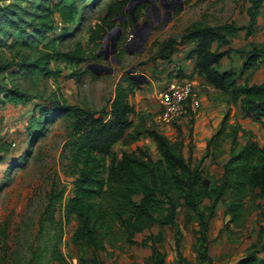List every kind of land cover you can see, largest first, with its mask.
I'll return each instance as SVG.
<instances>
[{"label":"rangeland","instance_id":"1","mask_svg":"<svg viewBox=\"0 0 264 264\" xmlns=\"http://www.w3.org/2000/svg\"><path fill=\"white\" fill-rule=\"evenodd\" d=\"M91 1L86 0L84 4ZM112 1L102 0L89 6L84 12L82 30L56 44L61 52H68L79 43L88 51L89 59L80 69L87 70L89 74L84 75L80 82L73 76L74 69L60 62H52L50 66L51 70L58 72L57 77H24L13 75L10 70L0 71V87L17 88L29 98L25 103L0 105V143L10 145L5 160L0 164V264H86L92 257L91 248L73 240L74 220L65 224L62 219L64 205L72 196L75 180V170L66 149L69 122L59 120L46 124L42 136L37 134L38 130L31 128L38 108L49 100H65L67 104L77 105L89 112L102 109L109 112L117 87L125 88L129 85V77H137L136 80L143 84L130 100L135 111L130 116L132 127L115 145L113 153L119 157L122 152L143 149L158 160L157 147L146 131L156 130L175 140L180 128L186 140L185 157L193 166L199 165L209 174L220 176L222 165L230 155L231 139L224 142L217 159L205 158L206 149L197 145L193 134L194 126L200 120L197 116L202 105L196 114L179 122L162 124L159 121L161 112L156 94L174 82L189 81L194 84L200 98L206 97L207 103L215 104L213 113L216 112V116L213 117L218 119L210 120L212 130H218L228 114L229 129L239 131L238 148L245 144L249 134L261 146L264 145L261 126L254 119L241 115L240 102L229 92L215 89L199 75L196 56L191 57L190 54L197 43L182 38L185 31L196 24L246 26L250 0H130L114 28L108 31L96 48L99 59H93L91 50L94 45L89 41V29L102 22L107 5ZM10 2L0 0V7ZM61 27L56 30L57 34ZM228 40L226 47L212 43L210 50L229 52L220 63V71L240 74L244 72L243 64L248 53L253 48L264 47V5L253 35L247 36L246 31H239L230 34ZM113 49L116 53H112ZM44 50V46H39L37 50L21 47L0 49V68L25 55L32 57ZM239 82H264V66L260 64L244 72ZM17 161H23V167L13 168L12 164ZM62 190L64 199L55 207L54 217L58 223L54 226L46 221L48 197ZM259 203L264 206V200ZM229 204L228 199L222 200L215 219L210 223L208 239L212 261L205 264H231L251 249L259 250V256L264 257V242L258 238L259 212H249L242 226H230L227 215ZM179 223L183 232L180 252L186 262L198 264L197 220L194 218L185 223L181 216ZM158 232L157 226L144 235L136 236V240L140 242L145 236ZM163 233L164 241L159 248L165 254L166 264H179L174 230L164 228ZM122 247L124 251L117 252L108 247L101 258L106 264H145L151 255L149 246Z\"/></svg>","mask_w":264,"mask_h":264},{"label":"trees","instance_id":"2","mask_svg":"<svg viewBox=\"0 0 264 264\" xmlns=\"http://www.w3.org/2000/svg\"><path fill=\"white\" fill-rule=\"evenodd\" d=\"M0 7V49L25 48L44 51L37 55H25L0 68L11 74L29 76H58L50 69L52 62L66 63L74 69L77 82L89 72L80 67L89 59L88 51L79 43L68 52L56 48L58 42L74 37L82 30L85 10L102 0H9ZM130 0H114L107 5L101 23L89 29L90 44L94 45L92 58L99 59L96 48L112 30ZM247 9L248 24L242 27L223 25L210 27L196 24L183 34L184 40L195 41L196 48L190 53L196 56V68L202 77L215 89L230 93L240 102L241 115L252 118L264 130V82L259 84L240 83L244 72L264 66V47L253 48L247 55L240 74L220 71V63L229 52H212L210 45H229L228 36L234 32L246 31L247 36L255 33L264 0H250ZM133 21V19H132ZM62 26L60 33L56 30ZM49 38V42L45 41ZM174 43V40H172ZM129 85L118 86L111 109L106 112H89L65 100H49L38 108L33 118L32 129L44 135V126L59 120L69 122L66 149L74 167L75 180L72 196L64 205L62 219L65 224L74 220L76 228L73 240L91 248L92 257L86 264H106L101 258L108 247L114 252L124 251L122 246H140L151 249L145 264H166L165 254L159 246L164 241V228L174 230L179 264L186 262L180 252L183 232L179 218L185 223L197 220L195 231L199 246L198 264L211 263L208 232L215 219L217 207L224 199L230 201L227 215L230 226H242L251 211H258V238L264 242V145L261 146L249 134L244 145L239 146L238 129H229L228 114L224 116L219 129L207 141L205 158L217 159L224 142L231 139L228 159L222 165L220 176L211 175L203 168L193 166L185 157L186 143L180 128L175 140L156 130L146 131L157 147L159 159L143 149L136 152L113 153L132 127L130 116L135 112L131 98L140 88L139 82L128 78ZM28 95L17 88L0 87V105L28 102ZM107 117H109L107 119ZM10 145L0 143V164L5 160ZM23 161L12 164L13 168L23 167ZM64 199V190L48 197L47 217L56 226L55 207ZM159 227L157 234L151 233L138 242L136 236L144 235ZM2 235V234H1ZM121 242V246L119 243ZM259 250H249L231 264H264Z\"/></svg>","mask_w":264,"mask_h":264},{"label":"built area","instance_id":"3","mask_svg":"<svg viewBox=\"0 0 264 264\" xmlns=\"http://www.w3.org/2000/svg\"><path fill=\"white\" fill-rule=\"evenodd\" d=\"M156 99L162 124L179 122L182 118L194 115L202 105L198 91L189 81L168 85L156 94Z\"/></svg>","mask_w":264,"mask_h":264},{"label":"crops","instance_id":"4","mask_svg":"<svg viewBox=\"0 0 264 264\" xmlns=\"http://www.w3.org/2000/svg\"><path fill=\"white\" fill-rule=\"evenodd\" d=\"M201 99H202L201 112H199V116H197V118H200V120L196 122L193 130V134L197 138L196 139L198 143L197 145L206 149L207 141L210 139L212 134H214L217 131V130L214 131L210 128L211 126L210 120L214 121V119L215 118L218 119V117H213L216 116V112L213 113V111L216 110L214 107L215 104H213V102L207 103L206 97H201ZM222 109H224V107H222ZM197 149L199 148L197 147Z\"/></svg>","mask_w":264,"mask_h":264},{"label":"water","instance_id":"5","mask_svg":"<svg viewBox=\"0 0 264 264\" xmlns=\"http://www.w3.org/2000/svg\"><path fill=\"white\" fill-rule=\"evenodd\" d=\"M98 75H100V73H98ZM134 79H136L137 77H133ZM139 84H143V82H139Z\"/></svg>","mask_w":264,"mask_h":264},{"label":"flooded vegetation","instance_id":"6","mask_svg":"<svg viewBox=\"0 0 264 264\" xmlns=\"http://www.w3.org/2000/svg\"><path fill=\"white\" fill-rule=\"evenodd\" d=\"M112 53H116V51L113 49V50H112Z\"/></svg>","mask_w":264,"mask_h":264}]
</instances>
